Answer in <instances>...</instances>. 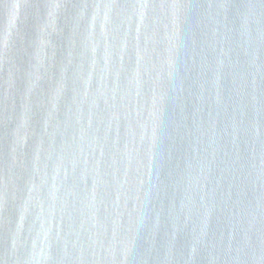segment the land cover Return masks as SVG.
I'll list each match as a JSON object with an SVG mask.
<instances>
[{"label":"water","instance_id":"obj_1","mask_svg":"<svg viewBox=\"0 0 264 264\" xmlns=\"http://www.w3.org/2000/svg\"><path fill=\"white\" fill-rule=\"evenodd\" d=\"M0 264H264V0H0Z\"/></svg>","mask_w":264,"mask_h":264}]
</instances>
